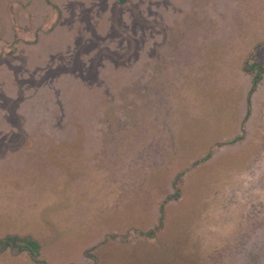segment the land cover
Instances as JSON below:
<instances>
[{
	"label": "rangeland",
	"instance_id": "1",
	"mask_svg": "<svg viewBox=\"0 0 264 264\" xmlns=\"http://www.w3.org/2000/svg\"><path fill=\"white\" fill-rule=\"evenodd\" d=\"M246 59L264 0H0V264H264Z\"/></svg>",
	"mask_w": 264,
	"mask_h": 264
},
{
	"label": "trees",
	"instance_id": "2",
	"mask_svg": "<svg viewBox=\"0 0 264 264\" xmlns=\"http://www.w3.org/2000/svg\"><path fill=\"white\" fill-rule=\"evenodd\" d=\"M243 69L250 74L251 81V90H254L259 87L261 79L263 77L264 65L261 61L246 59L243 63ZM249 113V108L246 111V116ZM245 117V116H244ZM238 136L231 138L229 141H233ZM209 154H205L203 158L208 157ZM184 171L181 170L176 174L175 182L181 183L184 179ZM177 189L174 194H177ZM261 234H256V239L264 241V229L261 230ZM148 234H152V230L147 231ZM0 244L2 245H15L19 248L26 249L30 255H32L37 261L39 252H40V243L37 239L29 236H20L17 234H9L5 237L0 238ZM41 264H46L44 261H41Z\"/></svg>",
	"mask_w": 264,
	"mask_h": 264
}]
</instances>
